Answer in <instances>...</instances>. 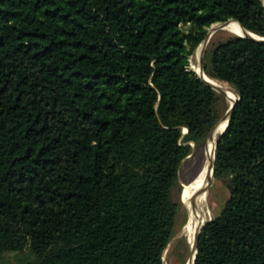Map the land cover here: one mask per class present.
<instances>
[{"label":"trees","instance_id":"1","mask_svg":"<svg viewBox=\"0 0 264 264\" xmlns=\"http://www.w3.org/2000/svg\"><path fill=\"white\" fill-rule=\"evenodd\" d=\"M230 19L264 36L263 0H0V261L164 264L182 163L229 107L190 58ZM210 46L240 99L195 264H264V42Z\"/></svg>","mask_w":264,"mask_h":264},{"label":"rangeland","instance_id":"2","mask_svg":"<svg viewBox=\"0 0 264 264\" xmlns=\"http://www.w3.org/2000/svg\"><path fill=\"white\" fill-rule=\"evenodd\" d=\"M264 2V0H263ZM222 23H216L213 24L210 29L217 28L215 32L213 33L207 47H211V43H216L219 41L227 40L230 36L236 35L234 32L232 33L222 29L221 28ZM199 64V50L195 52V54L190 58V69L196 71V65ZM237 96H233V99H236ZM225 98V97H224ZM223 103H227L228 106H230L229 101L225 98ZM206 141L203 145L197 146L193 149V152L191 155H189L184 162L182 163V166L180 168L179 172V181L181 185L186 184H193L194 179L198 175V173L203 169L206 163ZM183 193H181V200L182 203L186 209L184 216L182 211L177 216L176 220V226H175V235L171 242L169 243L168 247L166 248L164 252V264H189L188 259L190 255L192 254V249L190 247L189 243V233L187 232L188 222H189V216L190 221L194 217L201 216L204 211L205 207L203 208V204L201 202H198L196 206L192 209L190 208L188 202L186 201V189L183 187ZM228 190L226 186L219 180L215 179L212 182V185L208 192V199H209V205H210V213L207 217V221L214 218L216 215H218L222 209V206L226 202L228 198ZM196 208V209H195ZM205 220V222H207ZM9 260H12V256H8ZM0 264H6L5 261H0Z\"/></svg>","mask_w":264,"mask_h":264},{"label":"bare ground","instance_id":"3","mask_svg":"<svg viewBox=\"0 0 264 264\" xmlns=\"http://www.w3.org/2000/svg\"><path fill=\"white\" fill-rule=\"evenodd\" d=\"M234 23H237L239 25V23L236 22V21H230V22L224 24L221 28L225 29V30L228 29L227 31L230 30L229 32L232 31V33L234 32V34H236V35L244 34V30L241 27L236 26ZM195 69L198 72H201L199 64L196 65ZM206 78L208 80H210L211 82H213L214 84L224 87L225 88V92H226V96L229 99L232 100L233 96H237V95H235L234 90L232 89L231 86H229L227 84H224V83H220V82L215 81L213 79H210L208 76H206ZM225 126H226V124L224 123V125L217 132V135H218V133H220V131ZM217 135L214 138H212L208 142V144L206 145V163H205V166H204L205 170L202 169L201 170L202 172L200 171L198 173V175L194 179L195 181H194L193 184H186L184 186L182 185V187H185V189H186V201L188 202L190 208L193 209L198 202H201L203 204V208L205 207L204 205H206L204 213L201 216H199L198 218L194 217L190 221V216H189V222H188L189 226L187 227V232L189 233V243H190V247L192 249V254L190 255V257L188 259V263L189 264H192V261H193V259L195 257V254H196L195 242H196V239H197V237H198V235L200 233L201 225H203L205 223V220L207 219V217H208V215L210 213V205H209V199H208L209 190H208V192L206 194H202L201 193V189H202L203 179L206 176V173L208 171V167H209L210 163H212V160H213V151H214V146H215V142H216V139H217ZM209 175H211V179H212V182H213L214 176H213L212 170H211V173H209ZM211 185H212V183H211ZM183 192L184 191L182 190V193Z\"/></svg>","mask_w":264,"mask_h":264},{"label":"water","instance_id":"4","mask_svg":"<svg viewBox=\"0 0 264 264\" xmlns=\"http://www.w3.org/2000/svg\"><path fill=\"white\" fill-rule=\"evenodd\" d=\"M230 21L238 22L240 27L244 30V34L239 35V36L248 37V38H252V39H255L257 41H260V42H264V36H259V35L255 34L254 32L249 31L248 29H246L236 19H230L228 21L221 22L222 26L224 24L230 22ZM216 29L217 28H213V29L208 30V34H207L206 38L201 42V44L198 47V50H199V65H200L201 72H198L197 70L195 72L200 76V78H202L207 84H209L217 93H219L221 96L225 97L227 99V101H229L230 106L228 107V109L226 110L224 115L221 117V119L210 130V132H209V134L207 136V139H206V144H208V142L217 135V132L224 125V123L226 124V126L217 135V139H216L215 146H214V151H213V160H212V163H210V165L208 167V171L206 173V176L204 177L203 182H202V189H201V193L202 194H206L208 192L210 186H211L212 179H211V175H209V173H211V170H212L213 176H214L215 152H216L217 143H218L220 137L226 131V129H227L229 123H230V119H231L232 113H233V111H234V109H235V107L237 105V102L240 99L239 94L235 90H234V93H235V95H237V98L234 99V100L229 99L226 96V92H225V88L224 87L214 84L213 82L208 80L206 78V76H205L204 63H205L206 47H207V45H208V43H209V41H210V39H211V37H212V35H213V33L215 32ZM203 170H205V167L203 168ZM205 223L203 225H201L200 232H201L202 227L205 225ZM198 238H199V235H198V237L196 239V242H195L196 254H195V257H194V259L192 261V264H195V260H196V256H197V252H198L197 251Z\"/></svg>","mask_w":264,"mask_h":264}]
</instances>
